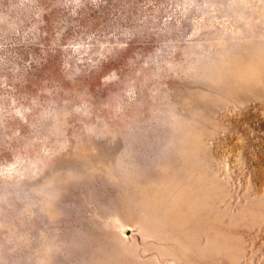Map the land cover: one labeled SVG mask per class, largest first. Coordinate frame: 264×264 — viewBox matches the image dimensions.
I'll return each instance as SVG.
<instances>
[{
	"label": "rangeland",
	"instance_id": "374dc122",
	"mask_svg": "<svg viewBox=\"0 0 264 264\" xmlns=\"http://www.w3.org/2000/svg\"><path fill=\"white\" fill-rule=\"evenodd\" d=\"M0 264H264V0H0Z\"/></svg>",
	"mask_w": 264,
	"mask_h": 264
}]
</instances>
